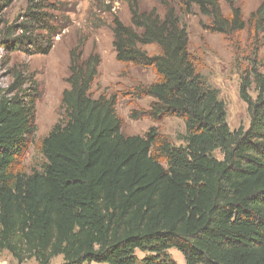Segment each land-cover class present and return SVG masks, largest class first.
Masks as SVG:
<instances>
[{"label":"trees","instance_id":"obj_1","mask_svg":"<svg viewBox=\"0 0 264 264\" xmlns=\"http://www.w3.org/2000/svg\"><path fill=\"white\" fill-rule=\"evenodd\" d=\"M35 6L26 16L42 25ZM161 7L131 2L129 23L111 21L112 46L118 62L154 71L156 79L134 93L152 98V119L183 121L182 144L154 127L125 136L116 96L91 92L100 57L85 55L79 42L69 51L65 120L41 140V168L20 171L37 92L16 74L0 89V252L19 263L62 256V264H176L167 253L176 249L185 264H264V1L247 17L237 0H161ZM193 11L210 32L228 39L246 33L253 45L239 82L246 128H229L218 91L197 70L180 19ZM30 37L0 36V48L32 44Z\"/></svg>","mask_w":264,"mask_h":264},{"label":"rangeland","instance_id":"obj_2","mask_svg":"<svg viewBox=\"0 0 264 264\" xmlns=\"http://www.w3.org/2000/svg\"><path fill=\"white\" fill-rule=\"evenodd\" d=\"M137 2L141 8L156 7L161 13V0H0V36L10 38L20 34L31 36L33 43L0 48L3 60L0 63V89L5 90L16 74L34 85L35 131L27 148L19 156L17 169L30 173L39 170L45 159L40 152L41 140L56 123L65 120L61 105L62 92L67 88L66 77L69 65V51L82 42L85 55L97 53L100 64L92 85V95L116 96L115 110L121 121V132L125 136L144 135L154 127L159 136L178 146L185 133L184 123L177 117L152 119L150 97H138L134 88L156 79L151 68H142L118 62L112 46L111 21L118 17L129 23V4ZM264 0H237L245 17ZM172 2V1H170ZM36 4L34 10L42 17V25L29 23L26 11L29 4ZM224 13L227 6L221 2ZM181 23L189 37V49L197 70L208 85L219 93L227 113V124L231 130L249 125L247 104L239 96V82L242 70L247 66L252 43L246 33L234 38L210 32L205 17L196 11L180 15ZM29 25L28 32L20 26ZM38 27V29H35ZM10 31L7 33V31ZM148 52L155 51L147 46ZM258 62L264 73V45L259 50ZM30 86V85H29ZM250 95L254 98L253 88ZM152 154L165 166L164 160L153 149ZM217 157L220 154L216 153ZM176 264H185L182 254L176 249L167 251ZM138 257L144 254L137 251ZM62 256L52 258L49 264H62ZM0 264H39L34 258L19 263L7 251L0 252ZM96 264V263H90Z\"/></svg>","mask_w":264,"mask_h":264}]
</instances>
